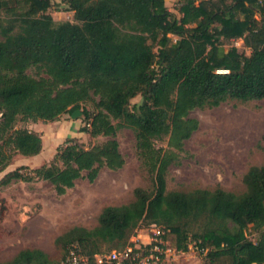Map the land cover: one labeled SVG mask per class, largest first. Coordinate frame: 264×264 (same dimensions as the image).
Returning a JSON list of instances; mask_svg holds the SVG:
<instances>
[{
	"label": "trees",
	"instance_id": "16d2710c",
	"mask_svg": "<svg viewBox=\"0 0 264 264\" xmlns=\"http://www.w3.org/2000/svg\"><path fill=\"white\" fill-rule=\"evenodd\" d=\"M226 1L183 0L177 18L164 0H65L76 22H56L46 13L51 0H0V11L10 15L0 18V172L12 152H41V135L15 128L20 119L55 121L91 102L95 111L83 108L81 131L107 137L88 148L66 138L48 163L27 173L12 170L0 186L45 180L63 194L81 177L93 182L103 167L120 169L116 134L123 126L134 131L138 157L153 175L152 192L135 188L132 202L104 207L95 227L74 226L56 243L77 242L93 262L98 243L124 245L148 219L162 223L165 238L174 235L176 249L186 251L191 225L203 219L192 236L208 260L264 264V166L249 168L240 193L166 191L167 168L180 163L184 141L198 127L191 110L264 99V0ZM237 38L248 55L220 45ZM32 67L46 76L28 74ZM137 95L141 102L129 108ZM249 225L259 232L255 241L246 236ZM0 264L57 262L26 248Z\"/></svg>",
	"mask_w": 264,
	"mask_h": 264
},
{
	"label": "rangeland",
	"instance_id": "374dc122",
	"mask_svg": "<svg viewBox=\"0 0 264 264\" xmlns=\"http://www.w3.org/2000/svg\"><path fill=\"white\" fill-rule=\"evenodd\" d=\"M200 1L203 0H195V4ZM209 1L219 4L218 0ZM182 2L164 0L167 9L177 18L181 17L179 7ZM46 13L56 22H76L65 0H51ZM9 17L5 9L0 11L2 20ZM255 18H260L259 12ZM170 37L172 42L177 38L174 35ZM220 45L225 50L235 47L240 53H250L242 38L222 40ZM27 73L35 77L39 74L46 76L34 67L29 68ZM140 102V95L135 96L130 100L129 108ZM83 108L95 111L91 102H85L76 109L81 115L75 117L72 116L74 110L60 115L55 121L18 120L15 128L35 130L41 135L42 149L38 155L30 157L12 152L10 163L0 172V179L12 170L19 169L21 173H27L28 167L36 168L48 163L66 138L74 137L86 148L104 142L107 137H91L81 131L85 125ZM189 116L198 120V127L184 141V151L179 153L180 163L167 168L166 191L187 192L197 188L213 190L220 187L233 193L243 192V177L249 168L264 166V99L226 101L212 108H195ZM116 140L124 165L117 170L101 168L93 182L81 177L63 194H57L52 184L45 180H12L0 186V262L12 259L22 249L38 248L58 263L71 242L58 244L57 237L74 226L87 229L95 227L104 207L132 202L135 188L152 192L153 175L138 157L134 131L129 127H120ZM165 145L166 140L156 142V146ZM203 223L202 219L191 225L186 251L163 259L161 264H230L228 258L210 261L205 256L206 251L199 252L192 232H199ZM152 224L163 226L162 223L144 219L132 230L124 245L100 242L97 250L100 253L118 250L133 238H138V243L145 242L147 235L152 232ZM245 233L252 241L259 236V232L251 225ZM167 240L174 245V235L170 234Z\"/></svg>",
	"mask_w": 264,
	"mask_h": 264
},
{
	"label": "built area",
	"instance_id": "2783aa9c",
	"mask_svg": "<svg viewBox=\"0 0 264 264\" xmlns=\"http://www.w3.org/2000/svg\"><path fill=\"white\" fill-rule=\"evenodd\" d=\"M151 228L147 241L138 243L139 239L133 238L121 249L95 254L93 262L77 242H71L57 264H161L163 259H169L179 250L165 238L167 231L164 228L156 224H152Z\"/></svg>",
	"mask_w": 264,
	"mask_h": 264
},
{
	"label": "water",
	"instance_id": "95a60500",
	"mask_svg": "<svg viewBox=\"0 0 264 264\" xmlns=\"http://www.w3.org/2000/svg\"><path fill=\"white\" fill-rule=\"evenodd\" d=\"M78 115H81V112L79 110H75L72 116L75 117Z\"/></svg>",
	"mask_w": 264,
	"mask_h": 264
},
{
	"label": "crops",
	"instance_id": "0c3cea01",
	"mask_svg": "<svg viewBox=\"0 0 264 264\" xmlns=\"http://www.w3.org/2000/svg\"><path fill=\"white\" fill-rule=\"evenodd\" d=\"M36 156V155H35Z\"/></svg>",
	"mask_w": 264,
	"mask_h": 264
}]
</instances>
